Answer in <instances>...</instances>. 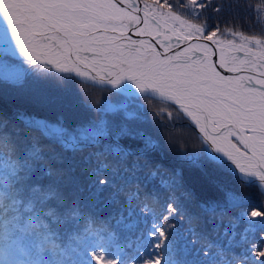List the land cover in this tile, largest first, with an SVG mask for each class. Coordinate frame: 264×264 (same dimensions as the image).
<instances>
[{
    "label": "trees",
    "instance_id": "obj_1",
    "mask_svg": "<svg viewBox=\"0 0 264 264\" xmlns=\"http://www.w3.org/2000/svg\"><path fill=\"white\" fill-rule=\"evenodd\" d=\"M142 1L202 36L264 42V0ZM121 97L40 64L0 77V260L264 264L260 186L209 156L172 104L110 109Z\"/></svg>",
    "mask_w": 264,
    "mask_h": 264
},
{
    "label": "water",
    "instance_id": "obj_2",
    "mask_svg": "<svg viewBox=\"0 0 264 264\" xmlns=\"http://www.w3.org/2000/svg\"><path fill=\"white\" fill-rule=\"evenodd\" d=\"M37 1L0 0V51L13 58L31 59L57 73H70L84 82L124 95L138 94L124 88L129 83L145 80L163 67H178L191 76L185 68L199 65V71L208 73L209 78L217 83L213 76L215 72L218 85L228 89L226 93L218 91V99L223 96L234 102L230 96L250 92L264 102V52L260 50L229 47L215 37L186 35L153 27L142 16V0H115L125 11L122 9L121 14L114 17L95 16L99 13L94 12V8L92 12L88 11L97 20L108 21V27L92 19L78 22L68 14L65 15L67 19H62L61 14H52L51 6L46 5L49 2ZM56 7L65 13L68 10ZM41 43L47 45L50 56L34 52ZM138 95L153 96L181 110L176 102L161 95ZM110 107L114 108L112 104ZM197 156L195 153L187 154L188 159Z\"/></svg>",
    "mask_w": 264,
    "mask_h": 264
},
{
    "label": "bare ground",
    "instance_id": "obj_3",
    "mask_svg": "<svg viewBox=\"0 0 264 264\" xmlns=\"http://www.w3.org/2000/svg\"><path fill=\"white\" fill-rule=\"evenodd\" d=\"M32 1L34 2L35 0ZM39 1L48 2L49 0ZM101 1H104L106 4L115 7L116 13H118V15L121 14L122 9L125 11L120 2L119 5L115 0ZM121 1L126 2V0ZM46 5L50 7V3H46ZM131 6H133V4ZM59 7H61V9H65V7L62 6ZM141 9L142 16L153 27L166 28L173 31V24L169 23L168 26L163 25L161 23L162 19L159 17V15L154 13L152 9H149L146 5H143ZM5 11L8 12L6 9ZM50 11H52V14H65L64 10L59 11L55 7H51ZM85 15L88 14L85 13ZM68 16L73 17L74 15L72 16L71 13H68ZM111 17H114V14ZM73 18L78 22L81 21L77 19L78 17ZM86 20L88 21L89 19ZM107 22L108 21L100 19L97 21V23L105 27L109 26ZM28 31H30V29H28ZM9 39L11 40L12 38ZM46 46L47 45L41 43V46L35 49L34 52L39 53L42 56H50L48 47ZM45 47L46 50H44ZM14 59L25 65L24 71H27L28 68L34 64H40L31 59L30 60L32 63L30 60L17 58ZM54 60H58V57H54ZM76 62H78V64H84L80 61ZM40 65L45 66L44 64ZM185 69H187L186 73L191 74V76H187L185 73H183V70L181 68L179 70L178 67H163V69L156 71V73L154 72L155 74H150L145 80L139 81L138 83H129L126 85L127 88H124V90L129 91L130 93H149L153 95H161L168 100L176 102L186 115L183 116L189 123L193 122L190 124L196 127L200 137L207 142L206 144L209 154L206 151L205 152L211 157L215 156L224 162H231L239 171L242 172V174H245L246 178L251 177L257 181L249 182H255L256 184L259 182L264 190V175L262 173L260 175L255 169L256 164L258 163L264 165V103H262L261 100L257 99V97H255L250 92H240V94H237L236 96H230L234 99V102L228 101V99L223 96L218 99V91L226 93L228 92V89H224L218 85V79L216 78L217 74H215V72L213 73V76L217 83L213 82L209 78L208 73L199 71V65H196V67L192 66V69ZM207 71L211 72L212 70ZM58 74H67L76 78L70 73ZM85 74L87 76L89 75V73ZM76 79L84 82L78 78ZM189 79L191 81H189ZM184 80L188 81L184 84ZM179 81H182V83L180 84ZM84 83L90 84L88 82ZM138 94L134 95L138 96ZM218 102H221V106L218 104ZM245 128L251 129L250 132L247 133ZM196 129L194 128L195 131ZM232 135H238L248 144L255 157V159L253 158V162L249 160L251 159L249 156L243 157L231 150V147L234 146L231 142ZM239 158L244 161L243 164L237 163V159ZM188 160L196 161L197 158ZM215 160L218 162L217 159Z\"/></svg>",
    "mask_w": 264,
    "mask_h": 264
},
{
    "label": "rangeland",
    "instance_id": "obj_4",
    "mask_svg": "<svg viewBox=\"0 0 264 264\" xmlns=\"http://www.w3.org/2000/svg\"><path fill=\"white\" fill-rule=\"evenodd\" d=\"M48 2L50 3L51 7L57 8L56 6H62L63 5V7L64 6L66 7L65 8L66 10L68 9L64 15L61 14L62 17H60V18H62V19H67L68 17L65 15L68 13H71L72 16L74 15L73 17H78L77 19H79L83 22H85L84 20H86V19H89V21L91 19H92L91 21H93V20L98 21L97 19H95V17H93L94 14L88 13V11L92 12L93 8H94V10H93L94 12L95 11L98 13L100 12V14H95V16H98V17H100V16H112L113 14L118 15V13H116L115 7L110 6V5L106 4V2L101 1V0H49ZM113 2L116 3L115 1H113ZM143 4L146 5L149 9H152L154 13L159 15V17L162 19L161 23L163 25L168 26L169 23L173 24V31L184 33L186 35H201V29L202 28L200 26H198L197 24H195L194 22H192L188 19L182 18L180 15L176 14L172 10L162 8V7L157 6L151 2H143ZM80 9H82V10H80ZM86 9H88V10H86ZM85 13H87L88 15H85ZM147 23L150 24L149 22H147ZM215 38H217L222 43L228 44L229 47L244 48V49L254 48V49H257V50L264 52V42L262 40L256 38V37H246V36H243L241 34L235 33L231 38H229V37L228 38L215 37ZM8 56H9V54L7 52L2 51V50L0 51V77L9 78V79H16L19 76H21L22 73L24 72L25 65H23L20 61H14V60L10 59L13 57L9 56L10 57L9 58ZM117 93H119V92H117ZM119 94H121L122 97L118 98L117 100L110 101V103L108 104L109 108H110V105L112 104L114 106V108L123 107L124 111L129 112V113L134 112L132 110V108L135 106L134 104H138L139 103L138 101H141V98H139V97H142L143 99L154 98L157 100H161V99L155 98L153 96H147V95L136 96V95H124L122 93H119ZM164 102L169 103L167 101H164ZM127 103H128V106L126 107ZM218 104L221 106V102H218ZM179 111L182 113L181 110H179ZM250 130L251 129L245 128V131L247 133L250 132ZM254 130H256V129H254ZM258 133H259V131H258ZM197 135H198V133H197ZM198 137L201 141L202 148L208 153L209 151L207 149V144H206L207 142L204 139H202L200 137V135H198ZM231 142L234 145L233 147H231V150H233L234 153H236L240 156H243V157L249 156L251 158L249 160L252 162L254 161L253 158L255 159V157L252 153V150L249 148L248 144L241 137H239L238 135H232L231 136ZM243 162L244 161L241 158L237 159L238 164H243ZM220 164H222V166L224 168L232 170L239 178L242 179V181L243 180H249V179L256 181V180L252 179L251 177L246 178L245 174H242V172L239 171L235 167V165L229 161L228 162L222 161V162H220ZM263 168H264L263 164H260V163L256 164L255 169L258 171L257 173H259L260 175H261V173L264 175ZM258 185L263 189L262 185L259 182H258Z\"/></svg>",
    "mask_w": 264,
    "mask_h": 264
},
{
    "label": "flooded vegetation",
    "instance_id": "obj_5",
    "mask_svg": "<svg viewBox=\"0 0 264 264\" xmlns=\"http://www.w3.org/2000/svg\"><path fill=\"white\" fill-rule=\"evenodd\" d=\"M111 108V107H110ZM112 109V108H111ZM193 159H195V158H193Z\"/></svg>",
    "mask_w": 264,
    "mask_h": 264
}]
</instances>
